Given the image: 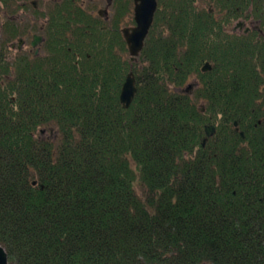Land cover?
<instances>
[{"label": "trees", "instance_id": "1", "mask_svg": "<svg viewBox=\"0 0 264 264\" xmlns=\"http://www.w3.org/2000/svg\"><path fill=\"white\" fill-rule=\"evenodd\" d=\"M0 3L45 18L40 54L7 53L39 29L31 17L5 19L0 36L9 263L264 264V42L223 22L248 0H157L133 61L121 31L133 0H112L106 17L81 0ZM130 71L136 92L124 108Z\"/></svg>", "mask_w": 264, "mask_h": 264}, {"label": "flooded vegetation", "instance_id": "2", "mask_svg": "<svg viewBox=\"0 0 264 264\" xmlns=\"http://www.w3.org/2000/svg\"><path fill=\"white\" fill-rule=\"evenodd\" d=\"M55 0H50L49 3ZM107 5L104 8V12L107 16L108 14V8L111 6L112 0H106ZM32 6L35 8L38 6L36 2L37 0H31ZM47 3V5L49 4ZM22 5L25 4V1L21 3ZM231 6L230 4H226V7ZM241 6V5H239ZM3 4L0 3V9H3ZM14 7V5H13ZM20 13H24L27 17H31V19L36 20L39 23V29L35 30L34 26H30L28 29H26V34L24 36L16 37L18 38L17 44L15 42H12L11 44L7 43V53L9 55L11 54H17L21 53L24 55L31 54L37 55L41 53L42 50V44L45 40V37L43 35V28L45 23V18L43 17H35V14L31 11V8L24 9L23 7L19 9ZM99 12V10H98ZM1 15H5V19H12L14 21H18L21 19H25V17H20L19 14H7V12L3 9L2 12H0ZM264 0H248V5L246 9L240 12V16L237 19L231 20V21H224L225 23L224 28L227 33L229 34H235L238 37L242 38L246 37L249 40H252L254 42H264ZM4 19V20H5ZM2 20L0 23V36L2 37L3 34L6 31L5 28V21ZM35 36H39V39L36 40Z\"/></svg>", "mask_w": 264, "mask_h": 264}, {"label": "water", "instance_id": "3", "mask_svg": "<svg viewBox=\"0 0 264 264\" xmlns=\"http://www.w3.org/2000/svg\"><path fill=\"white\" fill-rule=\"evenodd\" d=\"M133 2V19L135 24L132 26H125L121 29L132 61L139 55L144 46L145 38L148 34L157 8V0H133ZM99 14L102 15V10H99ZM35 38L37 40L39 39V36H35ZM211 67L212 66L209 62H205L202 66V71H209ZM189 87H191V84H188L184 90L187 91V88ZM135 92V77L133 72L130 71L126 75L119 95L120 102L124 108L130 106ZM237 124V121H234V125L238 129ZM205 131L206 134L210 136L214 132V127L212 125H207ZM240 133L241 135H244L242 131ZM0 264H12L9 263L7 252L2 245H0Z\"/></svg>", "mask_w": 264, "mask_h": 264}, {"label": "rangeland", "instance_id": "4", "mask_svg": "<svg viewBox=\"0 0 264 264\" xmlns=\"http://www.w3.org/2000/svg\"><path fill=\"white\" fill-rule=\"evenodd\" d=\"M80 1V0H79ZM50 2V0H43V1H41V2H36L37 3V7L36 8H40V6H42V3H44V5H46L47 3H49ZM81 2H82V4H83V6L87 9V10H89V11H91L93 14H97L98 13V10H104V8L106 7V5H107V1L106 0H81ZM43 5V6H44ZM196 5L198 6V7H200V8H209L210 6H211V4H210V0H196ZM111 8H112V6H110L109 8H108V14H107V16L108 15H110L111 14V12H112V10H111ZM132 8H133V6H132ZM2 10L3 9H0V12H2ZM218 9H216V11H217ZM104 12V11H103ZM8 14V13H7ZM16 14H19L20 15V17L22 16V17H25V19H21V20H23V21H27L28 19H26V16H25V14L24 13H20V11H18ZM11 15V14H10ZM103 15H106L105 13H103ZM132 16L131 17H126V21L125 22H123V27L124 26H132V25H134V24H130V23H132V19H133V13L131 14ZM6 17H5V15H1L0 14V23H1V21L2 20H4ZM134 20V19H133ZM5 21V20H4ZM17 40H18V38L17 39H13V40H11L9 43L11 44L12 42H15L16 44H17ZM126 58H129L130 57V55H129V53L128 54H126ZM194 82H196V80H195V78H192V79H190L187 83H185V85L183 86V87H186L189 83L191 84H193ZM187 90L189 91V92H193V87L191 86V87H189V88H187ZM43 134L44 135H53V131H44L43 132ZM42 134V135H43ZM43 135V136H44Z\"/></svg>", "mask_w": 264, "mask_h": 264}]
</instances>
